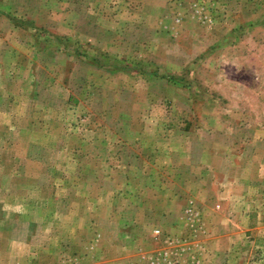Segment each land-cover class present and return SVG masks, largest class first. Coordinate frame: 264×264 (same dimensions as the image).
Listing matches in <instances>:
<instances>
[{
  "label": "rangeland",
  "instance_id": "rangeland-1",
  "mask_svg": "<svg viewBox=\"0 0 264 264\" xmlns=\"http://www.w3.org/2000/svg\"><path fill=\"white\" fill-rule=\"evenodd\" d=\"M264 264V0H0V264Z\"/></svg>",
  "mask_w": 264,
  "mask_h": 264
},
{
  "label": "built area",
  "instance_id": "built-area-1",
  "mask_svg": "<svg viewBox=\"0 0 264 264\" xmlns=\"http://www.w3.org/2000/svg\"><path fill=\"white\" fill-rule=\"evenodd\" d=\"M172 264H175V262H173Z\"/></svg>",
  "mask_w": 264,
  "mask_h": 264
}]
</instances>
